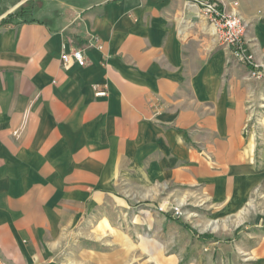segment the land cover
<instances>
[{
	"label": "crops",
	"instance_id": "obj_1",
	"mask_svg": "<svg viewBox=\"0 0 264 264\" xmlns=\"http://www.w3.org/2000/svg\"><path fill=\"white\" fill-rule=\"evenodd\" d=\"M188 9L0 0V264H53V243L164 185L185 200L196 187L229 217L256 198L251 225H264V111L224 50L206 59L184 40ZM75 47L87 65L63 67Z\"/></svg>",
	"mask_w": 264,
	"mask_h": 264
},
{
	"label": "rangeland",
	"instance_id": "obj_2",
	"mask_svg": "<svg viewBox=\"0 0 264 264\" xmlns=\"http://www.w3.org/2000/svg\"><path fill=\"white\" fill-rule=\"evenodd\" d=\"M235 1L247 23L243 45L252 62L264 70V1ZM225 3L229 11L233 1ZM187 19L184 40L204 44L206 59L214 50H224L227 68L235 66L240 78L252 85L255 93L250 101L254 116H260L264 77L253 75L217 31L213 35L204 27L213 24L203 15L188 9ZM162 187L154 198L128 200L125 209L109 210L102 220L98 215L91 225L78 227L65 241L53 243L48 260L53 264H264V254L255 250L264 237V225H251L262 212L256 209L258 199L229 217L228 210L205 201L196 187H190L186 200L170 194L167 185Z\"/></svg>",
	"mask_w": 264,
	"mask_h": 264
},
{
	"label": "built area",
	"instance_id": "obj_3",
	"mask_svg": "<svg viewBox=\"0 0 264 264\" xmlns=\"http://www.w3.org/2000/svg\"><path fill=\"white\" fill-rule=\"evenodd\" d=\"M26 2L28 0H19ZM186 5L196 8V12L203 15L207 21L211 22L219 36L223 41L232 48L236 58L245 63L252 70L253 75L262 76V69L252 62V55L248 54L243 40L247 31L246 21L238 13L227 11L224 7L220 8V1L213 0H185ZM2 16V15H0ZM63 67H67L70 63H76L83 67L87 65V57L81 48H73L64 51L61 55ZM252 65L254 67H252ZM252 67V68H251ZM259 68V70H257ZM98 96H106V89H98L94 87ZM15 134L19 137L23 134V129H18Z\"/></svg>",
	"mask_w": 264,
	"mask_h": 264
},
{
	"label": "trees",
	"instance_id": "obj_4",
	"mask_svg": "<svg viewBox=\"0 0 264 264\" xmlns=\"http://www.w3.org/2000/svg\"><path fill=\"white\" fill-rule=\"evenodd\" d=\"M220 8H223V5H222V4H220ZM22 13H23V10H22V8H21V9L18 11L17 15H21ZM10 18H11V16H9L8 19L3 20L2 23H9V22H11ZM248 67H249V65H248ZM252 67H254V66L252 65ZM252 67H251V68H252ZM257 70H259V68H258ZM262 74H263V76H264V71H262Z\"/></svg>",
	"mask_w": 264,
	"mask_h": 264
},
{
	"label": "bare ground",
	"instance_id": "obj_5",
	"mask_svg": "<svg viewBox=\"0 0 264 264\" xmlns=\"http://www.w3.org/2000/svg\"><path fill=\"white\" fill-rule=\"evenodd\" d=\"M190 6V5H189ZM191 8H193V9H196V8H194V7H192V6H190ZM212 27H211V30L213 31V32H215V33H217L216 32V28H215V26L214 25H211ZM207 27V26H206ZM210 27V26H209ZM208 28V27H207Z\"/></svg>",
	"mask_w": 264,
	"mask_h": 264
}]
</instances>
